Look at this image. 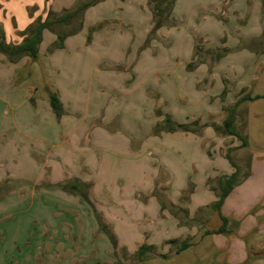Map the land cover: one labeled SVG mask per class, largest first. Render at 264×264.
<instances>
[{
    "label": "crops",
    "instance_id": "0c3cea01",
    "mask_svg": "<svg viewBox=\"0 0 264 264\" xmlns=\"http://www.w3.org/2000/svg\"><path fill=\"white\" fill-rule=\"evenodd\" d=\"M84 1L87 0H0V25L7 44L20 45L37 19L45 21L50 13L61 17ZM260 2L231 0L224 7V0H176L170 22L154 29L149 0H102L79 17L55 24L58 30L54 25L53 31L43 32L39 52L53 48L57 32L67 34L63 46L53 48L49 56L50 71L58 77L54 91L48 89L50 79L44 80L49 95L59 98V116L50 99L33 103L31 95L37 88L19 90L20 84L32 78L29 67L37 60L0 53V264H102L100 254L106 256V263L116 264L107 257L109 253L112 256L109 244H103L104 251L99 248L102 238L98 222L110 230V202L116 199L117 177L132 195L140 187L152 192L155 185L154 179L149 183L145 175L144 180L141 178L140 172L146 167L137 160L143 157L123 162L118 147L127 150L132 143L136 146L142 137L140 127L148 133L157 120L161 123L164 116L156 117L158 109L170 115L176 125L192 124L193 130L202 131V139L220 138L223 155L218 159L219 168L207 171L200 186L207 185L205 177L209 176L214 178L210 187H215V182L220 185L224 177L236 171L224 158V144L231 136L217 134L214 129L224 117L221 111L232 103V94L226 100L220 98L227 95L222 83L226 79L221 73L223 60L218 62L221 58L213 57L208 61L196 56L195 49L200 44L186 35L181 38L184 25L179 26L176 20L183 13L190 12L194 18L202 11V35L212 33V16L222 13L244 18L249 13L250 30L255 17L258 19ZM64 25L70 26L69 30ZM224 47L225 43L210 50H225ZM61 69L64 72L60 74ZM212 81L215 82L210 88ZM142 116L150 120L146 122ZM136 172L139 178L132 176ZM259 173L264 174V155L254 154L247 178L234 187L224 202V216H233L239 207L246 208V212L253 209L257 202L253 180ZM72 185L83 187L88 200ZM131 194L124 206V225L138 213L131 211L137 202ZM248 195L254 198L243 203L239 200ZM172 200L170 196L168 202L173 205L176 201ZM147 203L155 208L154 198ZM114 207H118L116 203ZM100 208L110 220L105 219ZM130 246L128 254L132 255L140 245Z\"/></svg>",
    "mask_w": 264,
    "mask_h": 264
},
{
    "label": "rangeland",
    "instance_id": "374dc122",
    "mask_svg": "<svg viewBox=\"0 0 264 264\" xmlns=\"http://www.w3.org/2000/svg\"><path fill=\"white\" fill-rule=\"evenodd\" d=\"M230 1L224 0V7ZM262 8L260 4L258 19L255 17V23L250 25V30L247 29L251 18L249 13L242 18L225 14L223 16L218 12L219 15L212 16L211 19V23L215 21L212 33L202 35L203 28L199 27L203 18L202 11L194 18L190 12L183 13L182 17L176 20L179 26L184 25V31L181 32L180 37L186 35L196 44H200L196 46V56L213 61V57L218 53L221 55L218 62L223 60L221 66L224 68L221 73L226 79L222 83L227 95L220 98L226 100V97L232 94L230 97L232 103H229V108L233 107L236 99L242 95L262 97L255 101H245L236 110V121L233 128L247 138L248 146L241 147V142L234 136L227 137L224 144L227 153L229 152L232 160L240 169L241 178L248 174L250 160L254 154L264 155V55L262 54L264 15ZM64 27L68 30L70 28L65 25ZM58 28V25L54 26V29L58 30ZM256 34L261 37L259 39L251 37ZM164 38L166 39L167 36ZM224 43L225 50L216 49L217 51L214 52L210 50L224 46ZM210 45L212 47H209ZM43 52L45 53L39 54L37 62L29 67L32 69V78L29 81L26 80L25 84L19 85V90L37 88V92L31 95L35 104L43 100L49 102V92L46 85L44 86L46 77L50 79L48 89L52 91L56 88L54 80L58 78L50 71L48 63L49 56L54 53L53 48H47ZM31 69H28L29 73ZM59 72L61 74L64 69ZM214 82H211L210 88L213 87ZM241 83H243L242 86H240ZM24 94H26L25 90ZM220 114L224 116L220 124L223 125L228 113L223 110ZM155 115L157 118L164 116L161 123L157 120L148 133L144 127H140L142 137L135 142L136 146L132 143L131 148L123 150L122 147H118L117 151L123 158V162L127 158L142 156L141 160H137L144 162L146 167L144 172H140L141 178L143 177L142 180H144L145 175L149 183L154 179L155 185L152 192L142 191L140 187L139 192H133L132 195L131 192L128 193L126 185L118 182L119 177H117L116 199L113 203L110 202V211L113 213L109 221L111 222L110 232L116 241V246L104 230L105 227L98 222L99 238H102L99 242L100 250H105L104 243L109 244L112 256H109V253L107 257L112 258L113 262L119 263L120 261L123 264H264V174H257L253 180V185H256L253 192L257 201L253 209L246 212V208L239 207L235 210L238 213L232 211L231 213L236 214L225 216L230 219L227 228L222 233H216L222 226V220L214 208L220 190L215 187H220V185L219 182H215V187L213 185L210 187L209 185L214 181L211 176L205 177L208 186H200V184L207 171L212 172L219 168L218 159H221L223 155L222 147L218 144L220 138H217L218 140L215 138L213 140L202 139V131L191 129L192 124H188L190 128L187 130H169V121L172 126H176L171 121L170 115L166 112L165 115L161 114L160 109L155 112ZM142 118L146 122L150 120L148 117L146 119L142 116ZM214 118L211 116L212 120ZM114 131L123 135L120 129ZM133 175L135 178L140 177L138 172L136 175L132 173ZM129 194L137 201L132 205L131 211L138 210V213L128 218L129 220L127 219L124 225L123 219L126 214L124 206L128 205L126 203ZM170 196H173L172 201L174 199L176 201L173 205L169 203ZM249 197L254 198L248 195L239 200L243 203L244 200L248 201ZM152 198L155 201V208L151 207V203H147ZM212 198L215 201L212 202ZM104 201L107 203L106 199ZM115 203L118 207H114ZM157 204L159 207L156 208ZM191 204H193L192 207ZM196 204H203L204 207L198 208L194 206ZM100 206L104 207V203H100ZM104 209L101 210L105 216L106 209ZM105 219L110 220L106 216ZM183 243H187L188 247L177 252ZM135 244L140 245L137 252L132 255L128 254L130 245L135 246ZM144 246L149 249L140 255L139 250ZM105 258L106 256L100 254L99 262L109 264L105 262Z\"/></svg>",
    "mask_w": 264,
    "mask_h": 264
},
{
    "label": "trees",
    "instance_id": "16d2710c",
    "mask_svg": "<svg viewBox=\"0 0 264 264\" xmlns=\"http://www.w3.org/2000/svg\"><path fill=\"white\" fill-rule=\"evenodd\" d=\"M100 1L102 0L84 1L80 5H78L77 8L74 9L72 12H69L61 17L53 16V14L50 13V15L45 21H41V19H37L30 26V28L27 29L26 32H28V35L24 38L23 42L20 45L7 44L5 33L2 29V26L0 25V53H3L8 56H13L15 58L22 57V56H29L33 60H37L40 54L39 47L42 42L43 32L45 30L53 31V26L55 24L66 23L71 18L79 17V15H81L87 8L97 4ZM175 3H176V0H149V7L152 11L153 19H154V29H159L167 25L170 22L169 21L170 15H171V12H172V9ZM262 6H263V15H264V0H262ZM34 24H35V27H34ZM66 36L67 34L65 33L57 32V41L54 43L53 48H61L63 46V41L66 38ZM262 46H263L262 52L264 54V33H263ZM219 58H221V55L218 53L217 56L214 57V59H219ZM260 98L262 97L261 96L251 97L249 95L242 96L235 103L233 107L226 109L228 115H227V118L223 121V125L214 126L216 133L223 135V136H234L241 142V147H247L249 143L247 138L243 137L233 128L234 123L236 121V110L239 107V105H241L243 102L255 101ZM49 99H50L51 106L56 112V114L58 116L61 115L62 106H61L58 96L56 94L50 93ZM169 123H170L169 130H175V129L187 130L190 128L189 126H183V125L172 126L170 121ZM226 158L229 160L232 166L236 169V171L232 175L224 177L223 181L220 182L218 200L215 202L214 208L222 220V226L219 227L216 233L224 232V229H226L230 223L229 222L230 219L225 217L222 213V206L224 205L226 198L230 195L234 187L239 185L244 180V178L248 176L247 174L244 176V178L240 177V169L237 167L236 163L232 160L229 152L226 154ZM72 187L74 189L79 190L83 198L88 200L87 191L83 187L79 185H72ZM101 225L105 227L104 230L108 233V236L112 240V243L114 244V246H116V241L114 240L113 235L111 234L110 230L107 228V225L103 223H101ZM186 247H188V244L183 243L177 252H180ZM148 249L149 247H146V246L142 247L139 250V254L143 255L146 251H148ZM116 264H123V263H116Z\"/></svg>",
    "mask_w": 264,
    "mask_h": 264
}]
</instances>
